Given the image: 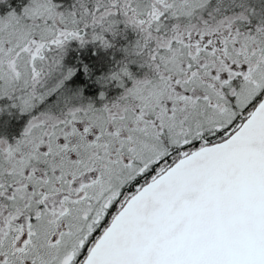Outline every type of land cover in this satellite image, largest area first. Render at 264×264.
<instances>
[{"label": "snow or ice", "instance_id": "6c2138e0", "mask_svg": "<svg viewBox=\"0 0 264 264\" xmlns=\"http://www.w3.org/2000/svg\"><path fill=\"white\" fill-rule=\"evenodd\" d=\"M0 264H264V0H0Z\"/></svg>", "mask_w": 264, "mask_h": 264}]
</instances>
